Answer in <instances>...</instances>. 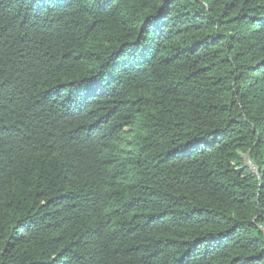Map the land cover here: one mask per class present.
<instances>
[{"label": "trees", "instance_id": "16d2710c", "mask_svg": "<svg viewBox=\"0 0 264 264\" xmlns=\"http://www.w3.org/2000/svg\"><path fill=\"white\" fill-rule=\"evenodd\" d=\"M0 264H264V0H0Z\"/></svg>", "mask_w": 264, "mask_h": 264}, {"label": "rangeland", "instance_id": "374dc122", "mask_svg": "<svg viewBox=\"0 0 264 264\" xmlns=\"http://www.w3.org/2000/svg\"><path fill=\"white\" fill-rule=\"evenodd\" d=\"M244 164L252 169L253 172H256V168L252 164L250 158L248 156L244 157Z\"/></svg>", "mask_w": 264, "mask_h": 264}]
</instances>
